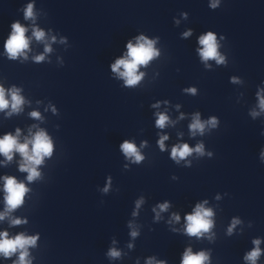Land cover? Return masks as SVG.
Instances as JSON below:
<instances>
[{
	"label": "clouds",
	"instance_id": "1",
	"mask_svg": "<svg viewBox=\"0 0 264 264\" xmlns=\"http://www.w3.org/2000/svg\"><path fill=\"white\" fill-rule=\"evenodd\" d=\"M214 3L212 7H216ZM33 6L29 4L25 9V18L33 17ZM12 34L5 43L6 51L10 58H16L18 55L23 54L24 50L28 48L29 41L25 36L26 29L19 23L16 22L12 24ZM190 33H185L189 35ZM44 32L40 30H34V36L37 40H42L44 38ZM54 39V38H53ZM199 43L203 47L199 50V54L204 61L216 60L218 64L224 63V57L218 51V43L216 35L212 32H208L206 35H202L199 38ZM154 41L148 40L145 37H139L136 46H133L131 42L127 44L128 53L126 58L118 59L113 65V72H119L120 76L125 78V83L128 86L136 85L143 74H137L138 67L141 65H146L153 57L157 56L159 53L154 48ZM51 49L49 47L45 48V51L48 52ZM37 61H41L44 57L37 56L35 57ZM123 68V71L120 69ZM235 82V78H233ZM191 92H195V89H189ZM259 97V108L264 111V96ZM24 103L23 98L18 94L17 89L11 90V108L12 111H19L20 106ZM10 101L5 98V89L0 87V110L8 108ZM259 113L253 111L251 115L253 117L257 116ZM33 117H39V113L33 112L31 114ZM168 117L166 115L160 114L156 124L158 127H164ZM208 125L215 127L217 120L215 117L211 118L206 122ZM190 128L193 130V133L199 131L203 133L205 128V123L201 122L199 114H197L193 123L190 125ZM19 136V129L17 130V135L12 136L11 134L5 135L0 139V154H3L8 160L12 159V153L17 151L23 157V163L20 165L21 171L28 172V181H32L39 177L40 173L37 171V166H39L45 156H50L52 153V143L49 137L43 132H38L33 139L26 140L24 143H19L17 137ZM167 137H162L159 141L160 148L163 150L164 144L163 141ZM29 144H31V149H29ZM121 149L124 154L128 157H135V161L139 162L143 157L138 153L136 146L133 143L125 141L121 144ZM195 151L196 153L203 154V145H197L195 149L190 148L187 144L178 145L172 149V158L179 161V159H184L185 157L192 154ZM5 203L6 211L0 213V220L11 210L16 209L23 203V198L25 193L28 191L24 183L17 182L13 177H5ZM107 191V188H105ZM137 202V207H139ZM161 211H164L168 208V204L159 205ZM159 214L157 213V216ZM213 215L210 209L204 208L203 204H198L194 210L193 214L187 215L186 220L188 222L186 232L189 235L200 236L202 233H206L212 227V221L210 217ZM174 219L179 220V216H174ZM13 224H20L22 221L15 219L12 220ZM236 223H239L238 220L233 221V227ZM231 228L229 232H231ZM132 236H136L137 233L133 231ZM37 237H26L23 234L16 236L15 238H8L7 232L0 233V254H3L5 257L11 256L17 250H20L19 262L18 264H30V261L27 260L28 246H33L36 243ZM254 245L256 247L249 252L245 259L251 261V264H256L257 259L261 255V250L259 248L260 240H254ZM112 257H118L120 253L115 249L111 250L109 253ZM208 260V256L204 252L193 254L191 249L187 250L184 253V258L182 264H205ZM151 264V261H149ZM163 264V262H161Z\"/></svg>",
	"mask_w": 264,
	"mask_h": 264
}]
</instances>
